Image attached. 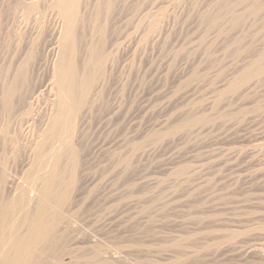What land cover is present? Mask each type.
Segmentation results:
<instances>
[{
    "label": "rangeland",
    "instance_id": "1",
    "mask_svg": "<svg viewBox=\"0 0 264 264\" xmlns=\"http://www.w3.org/2000/svg\"><path fill=\"white\" fill-rule=\"evenodd\" d=\"M18 1L19 0H0V91L2 90L0 92V106L3 107L0 108V111H2L0 112V114H3H1L0 117H3V121L2 119H0V121L7 123L8 121L11 122L8 123V126H6L5 123H0V142L1 140L4 141V143H0V152L2 151L0 153V167L2 166L1 169L5 167V172L9 168V166L15 167L14 165L16 164V166L18 167H15L16 170L15 168L13 169L10 167L8 171L10 170L12 171V173H5L4 171L2 172L1 169L0 172L4 174L11 173L10 175L8 174L11 179H16L17 177L23 178L22 175H24V173H26V171L30 167V161H28V159H32L33 163L36 162V158L34 157L37 156L38 158L39 153H42L36 145V143L38 142L36 140L38 137L37 135L40 133V139L43 138L42 133H44L43 131L45 128L47 129L48 125L46 126L45 124H48V118L50 116L53 117L57 113H55V110H53L57 107L56 103H58L59 105L57 109H59L61 106L60 102H58L60 100L59 92L57 88L53 86V83L49 82V78L50 81L51 77L52 81L54 79L52 73L54 71L55 64L58 58V53L52 52L50 46V37L55 36L52 38V41H56L57 39H59V36H63V29H65L64 27H66V21L64 18L63 19L65 24L62 23L63 20L61 17H59V15L55 14V12L53 14V12L49 10V8H45L48 6L50 0L47 1V4L45 2L46 6L43 4L44 2H42L43 5L41 6L39 0H23L26 5L28 4V7H26L23 1V3H21V0L19 2ZM97 1H81L84 4H81L80 2L79 9L80 7L82 9L87 8L89 6V3L92 7H88L90 11L88 10V8L82 11L80 9L81 16L79 14L77 18H79L80 20L82 18L83 20L79 21L77 18H75L74 21H76L77 23L73 21L75 23H73V25L76 30L74 31V33L77 32L78 34L83 35L82 37H84L82 38L83 41H81L82 45L80 43V46L82 47H80V49L83 50H81V53H84L83 55L81 54V63L85 59L84 55H86L85 49H87V44H89V41H91V39L94 38L95 35L92 29H90L91 26L89 27L90 23L87 22H90L91 16L88 14L89 12L91 14V11L94 12V8L96 7L95 4H97ZM34 2L35 4L38 2L36 10L30 8V6H32ZM115 2H117V5L115 4L116 11L115 9L114 11H112V14H114L111 17L112 19L109 17V19L111 20V24L109 23L110 27L108 26L109 29L107 28L108 31H106L107 39L105 43V50L106 52H108L107 54H109L110 56L114 54V56L112 57L109 56V60L111 62L108 60L109 63L107 62L106 64L108 67H106L107 75L105 76H107L106 78L109 79V81L105 79L104 76L102 80L100 79V83L99 81L97 83V88L100 91V88L103 87V91L101 92L102 94L100 93L103 96H99V102H97L98 105L91 110L93 113L88 109L93 116L87 112L88 110H85V112L84 110H82L84 113L81 111L80 112L83 114L78 112L79 114L76 115L77 120L75 117V119L69 123L71 126L74 123L73 126L75 127L76 125L75 128L73 126L71 127L69 124L66 125L68 128L70 127L74 134L75 131H79L81 135L84 134V136L82 135V137H85L82 138L79 132H77V134H79L78 136L77 134H75L77 137L74 135L77 143L81 141L80 143H83L85 145L84 146L83 144H81L82 146H84L82 147L84 150L83 151L81 147L78 146L80 145V143H78V145L76 144L80 149V155H85L84 158L82 156V160L80 159L81 163H78L79 167L77 164V167L79 169L77 168L76 170V180L78 179L81 184L78 181H75V188L77 186L78 189L76 188V190H74L76 191V194L78 192L80 194L75 195V193H73L74 198L76 199V205L74 209L77 210V208L82 205V208L80 207L82 209V213L78 211L80 210V208L77 210V215L79 213V216H77V218L79 217L77 219V222H79L78 224L80 226L78 227V232L81 235V238L79 240L81 242V245L88 246V240H92V243H89L90 245L94 242V245L106 244L108 247H112V245H115L113 246V248L120 247L124 250H127L125 253H123V256H177L178 254L180 256H192L189 261L187 260V264H194L195 262V264L263 263L264 76H262L261 78H257L256 82L253 79L252 82H249L250 86H248L249 84H247V87L245 89H241L240 92H245V90L248 91L250 89L253 90H250L243 94L246 98L243 95L242 97H239L238 94H233L235 98L232 96V94L221 97L220 91L232 78H238L240 74L239 71L241 70L240 68H242L244 64H249L250 60L252 62L253 60L257 59L259 57L258 51L264 48V0L262 1V11L257 15H251L248 13L249 6L246 2L238 3L237 9L243 16V19L240 18L238 22L236 21L238 24L232 21L231 15L226 11L222 10V12H224L222 13L219 11V9H217V5L219 2H221V0H115ZM17 3L19 4L16 5ZM19 5L20 7H17L19 9L18 10L16 6ZM39 5L40 8L42 7L41 9L39 8ZM81 5H83L84 7ZM130 9L134 10L132 11L133 13L130 11ZM127 10L130 12L128 13ZM36 11L38 13H43L42 15L41 13L36 14ZM48 11H50V13ZM136 11L138 13H136ZM238 11L237 13H239ZM29 12L31 15L29 14ZM218 12L220 13L221 17L219 16L220 19L218 18L216 24L213 23V25H216V28L213 25L211 27V25H209L210 23H212L211 18L216 13V15H219ZM149 13H151L152 16L148 15ZM161 13L162 15L158 16ZM23 14H26L25 19L23 17ZM144 14L145 16H143ZM28 15L30 16V20ZM35 15L36 17L37 15L40 16L38 17V20L40 19V22L37 20V18L34 17ZM146 15L151 17H146ZM154 16H157L155 20L160 17V19L157 20L158 26L160 27L154 29V31L150 33L151 31L149 32L147 30V27L150 26L147 25H150V22ZM44 17L45 19L43 22ZM88 17L89 20H87ZM33 18L36 20H34ZM131 18L134 20H132ZM48 19H51V21H49ZM58 19L62 21H59ZM52 21H55L53 22L55 24H51ZM83 21L84 26L82 25L81 27ZM38 22L40 26L42 25L41 27L38 25ZM47 22H50L49 25ZM32 23H37V25H32ZM57 23H59V26L57 25ZM61 23L63 24V26L61 25ZM19 24L21 25V27ZM234 24L236 25L232 26ZM22 25L24 26V28L25 26L26 28L29 27V29L27 28L28 31L25 30L26 28L24 29ZM51 25L55 32L52 30ZM53 25L56 26V29ZM219 25L220 27H217ZM76 26H79L81 28H77ZM35 27L37 29L41 28L38 29V33ZM21 28L24 30H21ZM49 30L52 32H50ZM23 31H26L28 36H31V34L33 35V39L31 36V40L32 42H34V45L29 40L30 38L27 35V37L25 36L26 32L23 35ZM39 32L43 35V37H40L41 34ZM219 33L221 34V36ZM21 35H23L24 37ZM90 35L93 37L91 38ZM18 37L23 38L19 39ZM25 37L27 38V40ZM38 37L39 39H37ZM54 38L57 39L55 40ZM239 38V43H236L235 40ZM21 39L25 40V43ZM45 39L48 40L46 41L47 44L45 42ZM39 40L41 41L40 43ZM17 42H19L20 44ZM42 42L44 44H42ZM35 46L36 50L34 49ZM45 47L50 48V50L47 48L48 53H46L49 54V56L44 53L47 52L46 49H44ZM18 48L21 52L23 49V54H21ZM31 48H33V50ZM13 50L17 52L15 53ZM28 50L32 51L28 52ZM111 51L113 54L111 53ZM26 52L30 54L32 53V55L29 56L30 54ZM49 52L54 54H51L50 56ZM25 53L28 55L29 59L27 58V55ZM14 55H17V57ZM35 55L37 58L35 57ZM52 55L54 56L55 61ZM21 56L22 60L26 59L29 63V66L27 68L29 72L26 71L27 76L25 73L24 79H26L25 82H29H26V87L28 88V86L30 85L31 88H29L30 91L26 87H21L19 88V90L15 89L11 91V93L9 94V100L6 103L7 106L9 105V107H6V109V105L4 106V104H2V97L6 95V88L3 87L5 86L6 82H13L12 77L14 75V69L15 67H17V65L20 64L17 61H22L20 58ZM25 56L26 58H23ZM46 56H48L49 58ZM11 58H13L14 60ZM46 58L48 59L46 60ZM51 60L54 63H52ZM45 61L47 63L50 62V65H47L46 63L44 64ZM245 61H247V63ZM34 63L37 65H35ZM38 66L41 67L39 68ZM46 66L48 70H46ZM8 67L11 69H9ZM5 69L7 70L5 71ZM51 69L53 70L51 71ZM12 70L13 73L11 72ZM7 73L8 75H6ZM7 78H9V80ZM31 78H33L32 82ZM45 81L48 83L45 84ZM2 83L4 84L2 85ZM31 83H33L34 85L36 84L35 86H37L36 88L38 89H36L35 86L31 85ZM51 84L55 88H53ZM99 85H102V87ZM43 88L46 89L43 90ZM20 89L22 90L21 93ZM25 89L29 93H27V91L25 92ZM42 90L44 92H42ZM50 90H52V92H50ZM14 91L17 92L16 95L14 94ZM45 91L48 93H46ZM32 92H35L34 94L36 95L32 96ZM38 92L40 94H38ZM12 93L18 97L20 94L22 95H20L19 99ZM43 93L44 95H42ZM56 95L58 96L59 100H57ZM34 96H36L35 99H37V101L34 99ZM45 96L46 98H44ZM231 96L233 100L229 98ZM11 97L13 98V100ZM23 97L24 99L26 98V101L22 100ZM38 99L40 101H38ZM228 99L230 100V104L227 103ZM237 99H240L239 101L241 102L237 101ZM11 100L14 102L16 101L19 105H17L16 102L14 105ZM46 100H50L51 103L50 101L48 102ZM46 103L52 104L51 107L53 109L49 104ZM12 104L13 106H11ZM27 104L29 105V108L32 107L33 109H35L34 113H32L34 110H32V108L29 109ZM45 104L47 107H49L46 109H49L50 112H54V115L51 112L50 114H47L48 117L46 116L45 113H49V111L45 109ZM233 104L236 105L234 106ZM23 105H26L25 107L27 108H25ZM10 107L12 109L14 107L15 108L12 110L10 109ZM2 109H5V113H3L4 110ZM25 109L27 110V112H25ZM37 109L39 110L36 111ZM189 109L194 111H190ZM11 111L15 112L12 113ZM8 112L12 114L10 115ZM19 112L23 115L19 114ZM36 112L37 114H35ZM58 112L61 113L60 111ZM86 112L89 115L85 114ZM31 113L33 116L31 115ZM188 113H194L196 116L202 118V121L199 125H196V127L194 128L188 129V131L190 132L186 130V132H188L189 134H186L185 132L176 134V136L172 137L173 139L176 138L175 140H172L171 137H169L163 139L162 141L153 143L151 141H146V138L150 133L158 130H163V128L165 129L167 125L169 126L177 123L185 114L188 115ZM13 114L14 117L12 116ZM28 114L30 115V117L28 116ZM40 114L42 116H40ZM4 115L6 116V119H4ZM7 115L10 116L8 117ZM20 115L23 119L24 117L26 119H24V121L20 120ZM11 117L12 119L16 118V121H18V123H15L16 121L14 119L13 120L15 122L12 123L13 120L10 121ZM28 117L31 119L28 120ZM32 117H34L35 120L36 118H39L40 121L39 119H37L38 121L36 120L35 122ZM78 118H81V122H78L80 121V119L78 120ZM20 121L22 122L19 123ZM29 121L30 123L31 121H33L31 123L32 125L28 123ZM74 121L76 122V124ZM86 121L88 124L86 123ZM40 122L44 126L41 127ZM14 123L15 125H13ZM22 123H27L30 126L29 128L27 124L24 125L29 128L28 136V129L27 127L21 126L23 125ZM80 123L82 126H79ZM3 124L5 126L4 129H2L4 127ZM77 125L79 126V129H77ZM9 126H11L12 128ZM14 126L16 128L13 130ZM23 127L24 129H26L24 132L22 131L23 129H21ZM33 127L35 129L34 131L32 130ZM30 129L32 132L30 131ZM15 130L17 132H20L17 133ZM21 131L23 132L22 135L24 136L20 135ZM5 132L9 133L8 137L6 135L7 133L5 134ZM33 132L34 134H36L37 132V134L34 135ZM30 133L35 137L32 138L33 136H31ZM194 133H196L195 136ZM10 134L13 136H9ZM16 135L18 137V140H16ZM88 135L89 137H87ZM181 135L183 136L182 138ZM26 136L30 139H26ZM79 136L81 138H79ZM186 136L189 141L185 138ZM190 136L194 137L191 138ZM21 137H24V139H26H23L24 142L27 141L25 142L26 144L22 141V139H20ZM2 138H4L5 140ZM12 140H15V143L18 141L15 146L14 144L12 145L13 142H9ZM30 140H32L33 142L35 140V144L31 143L32 141L29 142ZM82 140L86 141L83 142ZM87 141L89 142L87 143ZM138 141L143 142V147L141 146L137 150L138 152L136 151L135 154L137 156L134 154L135 156H133V158L131 159V164L129 168H127L126 166H123V163L121 162L126 156H129L128 153L131 151V145L135 143L140 144ZM22 142L24 143L22 144L23 146H21ZM30 143L32 144V146H30ZM3 144L6 145H4V147H6L4 149H2ZM56 144L57 143L54 144V148L59 147V144L55 146ZM24 145H27V147L29 145L31 149L34 148V150H38L35 152L33 149L30 150ZM11 146H14L15 149H13L14 147L12 148ZM17 146H20V148L18 147L20 150H18ZM34 146H36V149ZM24 147L29 149V151L27 149L25 150ZM10 148L13 149H11L13 152L10 151ZM21 150H23L22 153ZM9 151L10 153H12V155L9 153ZM23 152L24 154L27 152L28 155L25 154V156H21L24 155ZM31 152H35L34 154L37 153L38 155H33V153ZM6 153H9L8 155L11 156L6 155ZM13 155H18L17 157L20 156L22 158L19 157V161V158L15 156L13 158ZM44 155L45 154L43 152L42 156L44 158L40 154L37 160L39 161V159L41 160L42 158L45 159L47 156ZM121 156H124V158H122ZM9 157H11L12 159L10 158L9 160ZM2 158L3 161L4 159H7L8 161L3 162ZM26 158L27 160H25ZM33 158L35 159V161L33 160ZM118 158L121 160H119ZM13 159L18 160H14L13 164L11 163ZM21 159H23L24 161L22 162ZM9 161H11L10 164ZM32 161L31 164H33ZM17 162L20 165H17ZM25 164L29 165L26 170L24 166L27 167L28 165ZM34 164L35 165H31V167L34 166V170H32L31 167L29 169L34 172L32 175L35 176V174L42 173V170L44 169L40 170V168H43V166L39 168V162ZM35 168L37 169L35 170ZM173 169H183L182 171L184 172H181L179 176H177L174 175ZM39 170L41 172H39ZM20 171H22V173L24 171V173L22 174ZM79 171L82 172L80 173ZM90 171H92L93 173H91ZM89 173H91L92 177ZM80 176L82 177V179H80ZM175 176L176 178H174ZM179 177H181V181L177 180L180 179ZM182 177H184L185 179ZM162 179L165 181H163ZM85 180L87 181V183ZM88 180L91 184L88 182ZM176 180L179 183H177ZM173 181H175V183ZM164 182L165 184L160 186ZM176 184L178 185L176 186ZM161 187L165 188L162 190ZM169 190L171 192H169ZM82 192L84 193V196L82 195ZM142 192H144L145 194H141ZM80 195H82V197H80ZM83 197L87 198H84L82 200ZM145 197L150 200H148L147 198L146 200ZM164 197H166L167 199ZM87 199L88 201H86ZM154 199L156 200V202H153V210H145L143 207L150 204L152 201H155ZM143 202L146 205L143 204ZM144 210L146 212H143ZM80 215H82V218ZM178 240H181L182 245L179 249L175 248L174 246V244ZM128 248L132 251L130 252ZM163 248H167L166 250H168V253L164 252L163 254V252H161L163 251ZM75 255H78V253H75ZM86 256H94L93 249H89ZM193 256L194 259L196 258V256L199 257L200 262L198 261V258L192 261ZM123 260L118 262V264H128L126 262H129V264H144L146 263L145 261H147L148 264H153V262H150L151 260L148 261V259L138 260V258H132L129 260L127 259L126 261L125 259Z\"/></svg>",
    "mask_w": 264,
    "mask_h": 264
},
{
    "label": "bare ground",
    "instance_id": "2",
    "mask_svg": "<svg viewBox=\"0 0 264 264\" xmlns=\"http://www.w3.org/2000/svg\"><path fill=\"white\" fill-rule=\"evenodd\" d=\"M20 1V0H19ZM18 1V2H19ZM23 0H21V3H23L22 2ZM27 1V0H26ZM30 1V0H29ZM36 1H38V0H36ZM40 1V5L42 6L43 4L45 5V2H46V4L48 3L47 1L48 0H39ZM81 1H83V0H50L49 1V3H48V6L47 7H45V8H49V10H51L52 12H53V14H54V12H55V14H57V15H59V17H61L62 18V20H63V24H65L64 23V19H65V21H66V27H64L65 29H63L62 27V29L64 30V32H63V36L61 37V36H59V39H57V38H54L56 41H52V38L53 37H55V36H52V37H50L51 38V40H50V46H51V49H52V52H54V53H58V58H57V62H56V64H55V68H54V71H53V73H52V76H53V81H52V77H51V81H50V78H49V82H52L53 83V86H55L56 88H57V90H58V92H59V95H60V100L58 99V96L56 97L57 98V100H59L58 102H60V104H61V106H60V108L59 109H57V107L59 106L58 105V103H56V109H53L52 107H51V105L52 104H49V103H46V104H49L50 105V107L53 109V110H55V113L57 114V116H56V114L54 115L53 113L54 112H52V114L54 115L53 117L52 116H50V117H52V118H46L48 121H47V123L48 124H45V123H43V124H45L46 126H47V129L45 130L44 129V133H42V135H43V138L42 139H40L41 137H39V134L36 136L37 137V143H36V145L38 146V149L42 152V153H39V155H38V158H39V156H40V154H41V156L43 155V152H44V156H47L45 159H39V161L37 160L38 158H37V156H33V155H36V154H34L38 149H36V146H34L35 147V149L36 150H34V148H32L35 152H31V153H33V157L34 158H36V162H34V163H38L39 162V168L41 167V166H43V168H40V170L41 169H44V170H42V173H40V174H35V176L34 175H32L34 172H32V170H34V166L33 167H31V165H35L34 163H33V161H32V159L31 160H29L28 159V161H30L29 163H30V167L32 168V170L31 169H29L30 167H29V165L28 164H25V165H28L27 167L26 166H24L25 167V170L28 168V170L26 171V173H24V171H23V173H24V175H22L23 176V178H13V179H11V177L9 176L11 173H12V171H8V169L11 167V166H9V168L6 170V172H11L9 175L8 174H4V173H1L0 174V264H118V262H120V261H122L123 259H125V261L128 259H132V258H138V260L140 259V260H146V259H148V261L149 260H151L150 262H153V264H187L188 262H187V260L189 261L190 259H191V257L192 256H180L179 254V256L177 255V256H123V253H125L127 250L125 249H123V248H120V247H114L113 248V246H115V245H112V247L110 246V247H108L106 244H104V245H99V244H96V245H94L95 244V242L93 243V244H89V243H92L90 240H88V246H82L81 245V242L79 241L80 240V238H81V235L79 234V229H78V227H80L79 226V222H77V219L79 218H77V216H79V213H78V215H77V210L82 206H80L79 208H77V210L76 209H74L75 208V205H76V202H75V198H74V195H73V193H75V195H79L80 193L78 192V190H77V194H76V188L78 189V187L76 186V188H75V181H78V179L76 180V170H77V168L79 167V164L78 163H81L80 162V159L82 158V156H83V158H84V155L85 154H83V155H80V149H79V147L78 146H80L81 147V149L83 150V148L82 147H84L85 145L83 144V143H80L81 141H79L78 143H80V145H78V143L76 142V140H75V134H77V132H79V131H75V134H74V132L70 129V127L68 128L66 125L67 124H69L70 122H72V120H74L75 119V117H76V120H77V114H79L78 112H83L82 110H84V112H85V110H90V112H92L91 110L93 109V108H95L98 104H97V102H99L98 100H99V96L102 94L101 92L103 91L102 90V85H99V86H101L102 88H100L101 89V91L97 88L98 86H97V83H98V81H99V83H100V79L102 80L103 79V77L105 76V75H107V72H106V67H108L106 64H107V62H108V60H109V58L110 57H112V56H114V54L112 53V51H111V53L113 54L112 56H110L109 54H107L108 52H106V50H105V43H106V39H107V37H106V31H108V26H109V23L111 24V20L109 19V17L111 18L112 17V15H114V14H112V11H114V9H115V11H116V7H115V4L118 2H115V0H96L97 2V4H95L96 5V7L94 8V12H92L91 11V14H90V12H89V14L88 15H90L91 17H90V22L88 21L87 23H90V25H89V27L91 26V28L90 29H92V31L94 32V38H92L93 36H91L90 35V37L92 38V39H94V40H92L91 38V41H89V44H87V43H85V44H87V45H85V46H87L86 48L87 49H85L86 50V55H84L85 57V59H84V61L81 63L80 62V60H81V54L83 55L84 53L82 52L81 53V50L82 49H80V43H81V41H83V39L82 38H84V37H82L83 35H80V34H78L77 32H75L74 33V31H76L75 30V28H74V25H73V23L75 22V23H77L76 21H74L75 20V18H77L78 16H79V14L81 13V11L82 10H85V9H87L91 4L89 3L88 5V7L87 8H85V9H82L81 7H80V9H81V11H80V9H79V6H80V2ZM89 1V0H88ZM87 0L85 1L84 0V2H88ZM262 1L263 0H221V2H219L218 3V8L217 9H219V11L220 12H222V10H224V11H226L228 14H230L231 15V17H232V21L233 22H235V23H237L238 22V20L241 18V19H243L242 17V14H240V12L238 11V9H237V4L238 3H240V2H246L247 4H248V13L249 14H251V15H257V14H259L261 11H262V8H263V4H262ZM42 2H44L43 4H42ZM91 2V1H90ZM25 3V2H24ZM38 3V2H37ZM35 4V2L32 4V6H30V8L31 9H35L36 10V6L38 5V4ZM121 3V2H120ZM119 3V4H120ZM125 3V2H124ZM127 3V2H126ZM19 3H17L16 5H18ZM81 4H84V3H82L81 2ZM23 5V4H22ZM25 5H26V3H25ZM28 5V4H27ZM26 5V7H28ZM30 5V4H29ZM40 5H39V8H40ZM95 5H93V6H95ZM117 5V4H116ZM14 6V5H13ZM46 6V5H45ZM81 6H83V5H81ZM125 6V5H124ZM17 7H20V5L19 6H16V8ZM84 7V6H83ZM90 7H92V6H90ZM115 7V8H114ZM262 7V8H261ZM30 8H29V10H30ZM42 8V7H41ZM40 8V9H41ZM44 8V9H45ZM117 8H119V7H117ZM124 8V7H123ZM133 8V7H132ZM138 8V7H137ZM18 9V8H17ZM21 9H22V7H21ZM20 9V10H21ZM23 9H25V8H23ZM38 9V8H37ZM39 9V10H40ZM91 9V8H90ZM19 10V9H18ZM88 10H89V8H88ZM88 10H87V12H88ZM239 12V13H237V11ZM17 11V10H16ZM24 11V10H23ZM41 11V10H40ZM43 11V10H42ZM90 11V10H89ZM128 11V10H127ZM130 11L132 12V11H134V10H131L130 9ZM130 11H128V13L130 12ZM13 12V11H12ZM18 12V11H17ZM16 12V13H17ZM46 12V11H45ZM45 12H44V15H45ZM49 13H50V11H48ZM15 13V14H16ZM21 13V12H20ZM23 13V12H22ZM38 12L36 11V14H37ZM39 13H41V12H39ZM38 13V14H39ZM43 13V12H42ZM42 13H41V15H42ZM86 13V12H85ZM120 13V12H119ZM133 13V12H132ZM136 13H138L137 11H136ZM219 13V12H218ZM222 13H224V12H222ZM29 14H30V12H29ZM46 14H48V13H46ZM52 14V13H51ZM83 14V13H82ZM86 14V15H87ZM117 14V13H116ZM217 14V13H216ZM214 15V16H212V18H211V20H212V23H210L209 24V22H208V24L209 25H211V27H212V25H213V23L214 24H216V22H217V20H218V18H219V16L221 17V15H220V13H219V15ZM17 15H19V14H17ZM22 15V14H21ZM20 15V16H21ZM24 16V19H25V15L26 14H23ZM31 15V14H30ZM57 15H55V16H57ZM148 15H151V13H149ZM162 15V13L161 14H159L158 16H161ZM11 16V15H10ZM51 16V15H50ZM49 16V17H50ZM80 16H81V14H80ZM83 16H84V14H83ZM82 16V17H83ZM143 16H145V14L143 15ZM152 16V15H151ZM151 16H147L146 15V17H151ZM15 17H16V15H15ZM28 17H29V20H30V16L28 15ZM35 18H37V20H38V17H40L39 15H37V17H36V15L34 16ZM46 17V16H45ZM45 17L43 18V22H44V19H45ZM85 17V16H84ZM145 17V18H146ZM9 18V17H8ZM42 18V17H41ZM47 18H48V16H47ZM51 18V17H50ZM54 18V17H53ZM52 18V19H53ZM56 18H58V17H56ZM64 18V19H63ZM137 18V17H136ZM135 18V19H136ZM143 18V17H142ZM154 18V19H153ZM152 18V20H151V22H150V25H147V26H150V27H147V30L150 32V33H152V31H154V29H157V28H159L160 26H158V19H160V17L157 19V20H155V18H157V16L155 17H153ZM12 19V18H11ZM21 19H23V18H21ZM32 19V18H31ZM34 19V18H33ZM79 21H81V20H83L82 18H81V20L79 19V18H77ZM112 19V18H111ZM132 19V18H131ZM148 19V18H147ZM208 19H210V18H208ZM208 19H207V21H208ZM220 19V18H219ZM19 20H20V18H19ZM28 20V21H29ZM34 20H36V19H34ZM40 20V19H39ZM38 20V21H39ZM49 20V19H48ZM59 20V19H58ZM62 20H59V21H62ZM87 20H89V17H88V19ZM86 20V21H87ZM109 20H110V22H109ZM132 20H134V19H132ZM143 20V19H142ZM146 20V19H145ZM149 20V19H148ZM154 20V21H153ZM15 21V20H14ZM21 21H24V20H21ZM47 21V20H46ZM49 21H51V19L49 20ZM58 21V22H59ZM74 21V22H73ZM85 21V22H86ZM113 21V20H112ZM138 21V20H137ZM147 21V20H146ZM146 21H145V23H146ZM220 21V20H219ZM218 21V22H219ZM237 21V22H236ZM12 22V21H11ZM18 22H20V21H18ZM40 22V21H39ZM39 22H38V25L40 26V24H39ZM53 22H55V21H52L51 22V24L53 23ZM140 22V21H139ZM142 22V21H141ZM144 22V21H143ZM148 22V21H147ZM240 22V21H239ZM31 23V22H30ZM34 23V22H33ZM32 23V25H37V23H35V24H33ZM48 23V22H47ZM50 23V22H49ZM49 23H48V25H49ZM60 23V22H59ZM59 23H57V25L59 24ZM61 23V25L63 26V24ZM74 23V24H75ZM80 23V22H79ZM82 23V22H81ZM18 24V23H17ZM25 24V23H24ZM44 24H46V23H44ZM53 24H55V23H53ZM84 24V21H83V23L81 24V27H82V25ZM148 24V23H147ZM220 24V23H219ZM238 24V23H237ZM20 25V24H19ZM19 25H17V26H19ZM27 25V24H26ZM29 25V24H28ZM87 25V24H86ZM85 25V26H86ZM142 25V24H141ZM146 25V24H145ZM218 25V24H217ZM236 24H234V25H232V26H235ZM23 26V25H22ZM42 26V25H41ZM40 26V27H41ZM54 26V28L56 27L55 25H53ZM59 26V25H58ZM57 26V27H58ZM84 26V25H83ZM114 26V25H113ZM112 26V27H113ZM215 28H216V25H213ZM16 27V26H15ZM15 27H13V28H15ZM20 27H21V25H20ZM20 27H19V29H20ZM34 27V26H33ZM36 27H38V26H36ZM35 27V28H36ZM48 27V26H47ZM50 27V26H49ZM51 27H52V25H51ZM77 27V26H76ZM81 27H77V28H81ZM110 27V26H109ZM213 27V28H214ZM217 27H220V25L219 26H217ZM23 28H24V26H23ZM25 28H26V26H25ZM24 28V29H25ZM28 29H29V27H27ZM27 28L25 29V30H27ZM84 28V27H83ZM108 28V29H107ZM114 28V27H113ZM145 28V27H144ZM17 29V28H16ZM24 29H22L21 28V30H24ZM32 29V28H31ZM30 29V30H31ZM37 29V28H36ZM38 29H41V28H38ZM38 29H37V33H38ZM43 29H45V28H43ZM50 29V28H49ZM56 29V28H55ZM60 29V28H59ZM85 29V28H84ZM46 30H47V28H46ZM46 30H44V31H46ZM52 30H53V27H52ZM113 30V29H112ZM28 31V30H27ZM33 31V30H32ZM40 31V30H39ZM50 31V30H49ZM54 31V30H53ZM60 31V30H59ZM91 31V32H92ZM156 31V30H155ZM19 32V31H18ZM26 32V31H25ZM24 31H23V35H24V33H25ZM34 32V31H33ZM35 32H36V30H35ZM42 32V31H41ZM50 32H52V31H50ZM49 32V33H50ZM55 32V31H54ZM62 32H61V35H62ZM80 32V31H79ZM36 33V34H37ZM40 33V32H39ZM59 33V32H58ZM135 33V32H134ZM19 34V33H18ZM20 34H21V32H20ZM19 34V35H20ZM31 34V33H30ZM41 34V33H40ZM44 34H45V32H44ZM55 34V33H54ZM56 34H57V32H56ZM60 34V33H59ZM91 34V33H90ZM220 34V33H219ZM23 35H21V36H23ZM27 35V32H26V34H25V36ZM42 35V34H41ZM40 35V37H43V35L41 36ZM50 35V34H49ZM84 35H85V32H84ZM28 36V35H27ZM26 36V37H27ZM31 36H32V39H33V35L31 34ZM31 36H28L29 38V40L32 42V40H31ZM220 36H221V34H220ZM24 37V36H23ZM23 37H20V38H23ZM25 37V38H26ZM35 37V36H34ZM44 37H45V35H44ZM56 37H58V36H56ZM61 37V38H60ZM19 38V37H18ZM19 38V39H20ZM24 38V39H25ZM35 39V38H34ZM37 39H39V37L37 38ZM36 39V40H37ZM42 39V38H41ZM47 39V38H46ZM45 39V42L46 41H48V40H46ZM85 39H86V37H85ZM89 39V38H88ZM200 39H203V38H200ZM22 40V39H21ZM26 40H27V38H26ZM109 40V39H108ZM207 40V39H206ZM18 41V40H17ZM23 42L25 41V40H22ZM29 41V42H30ZM42 41H44V40H42ZM88 41H86V42H88ZM239 41H240V38L239 39H237V40H235V42L236 43H239ZM28 42V41H27ZM36 42V41H35ZM41 41L39 40V43H40ZM85 42V41H84ZM202 42H204V41H202ZM206 42V41H205ZM17 43H19V42H17ZM25 43V42H24ZM34 42H32V44H33ZM195 43V42H194ZM200 43V42H199ZM210 43V42H209ZM208 43V44H209ZM20 44V43H19ZM27 44H29V43H27ZM42 44H44L43 42H42ZM46 44H47V42H46ZM112 44V43H111ZM115 44V43H114ZM203 44V43H202ZM235 44V43H234ZM34 45V44H33ZM38 45V44H37ZM81 45H82V43H81ZM107 45V44H106ZM205 45V44H204ZM29 46V45H28ZM27 46V47H28ZM45 46V45H44ZM47 46V45H46ZM25 47V46H24ZM32 47V46H31ZM20 48H22V47H20ZM26 48V47H25ZM47 48L48 47H45L44 49H46V51H47ZM82 48V47H81ZM203 48V47H202ZM13 49H15V48H13ZM16 49H17V47H16ZM27 49V48H26ZM29 49V48H28ZM32 50H33V48H31ZM35 50H36V46H35V48H34ZM43 49V50H44ZM49 50H50V48H48ZM115 49V48H114ZM199 49V48H198ZM18 50H19V48H18ZM32 50H28V52H31ZM34 50V51H35ZM200 50V49H199ZM202 50V49H201ZM205 50V49H204ZM208 50V49H207ZM210 50V49H209ZM261 50V49H260ZM258 51L259 52V54H258V58L257 59H255V60H253L252 62H251V60H250V63L248 64L247 63V61H245L247 64L245 65L244 64V66L242 67V68H240L238 71H239V77L238 78H232L223 88H222V90L220 91V96L222 97V96H225V95H231L232 94V96L234 97V95L233 94H238L239 95V97L241 96L242 97V95L244 94V93H246V92H248V91H250V90H252V89H250V90H248V91H246L245 90V92L244 91H242V92H240L241 91V89H245L246 87H247V84H249L248 86H250V81L252 82L253 81V79L255 80V82H256V79L257 78H261L262 76H264V48L261 50V51ZM14 51V50H13ZM12 51V52H13ZM20 51V50H19ZM83 51V50H82ZM115 51V50H114ZM15 52V51H14ZM17 52V51H16ZM15 52V53H16ZM21 52V51H20ZM28 52H26V53H28ZM110 52V51H109ZM203 52V51H202ZM25 53V54H26ZM36 53V52H35ZM45 54L46 53H48V51L47 52H44ZM43 53V54H44ZM50 53V56H51V54H54V53H51V52H49ZM11 54V53H10ZM14 54V53H13ZM12 54V55H13ZM18 54V53H17ZM21 54H23V49H22V52H21ZM24 54V55H25ZM28 54H30V53H28ZM11 55V56H12ZM27 55V54H26ZM32 55V53L29 55V56H31ZM46 55H48L49 56V54H46ZM10 56V57H11ZM14 56H16L17 57V55H14ZM19 56H20V54H19ZM23 56V55H22ZM22 56L20 57L21 58V60H22ZM48 56H46V57H48ZM110 56V57H109ZM208 56V55H207ZM13 57V56H12ZM33 57V56H32ZM35 57H36V55H35ZM43 57V56H42ZM45 57V56H44ZM52 57H53V59H54V56L52 55ZM15 58V57H14ZM19 58V57H18ZM23 58H26V56L25 57H23ZM27 58H28V55H27ZM37 58V57H36ZM49 58V57H48ZM48 58H46V60L48 59ZM114 58V57H113ZM210 58V57H209ZM11 59H13V58H11ZM29 59V58H28ZM33 59H34V57H33ZM9 60H10V58H9ZM14 60V59H13ZM16 60V59H15ZM35 60V59H34ZM33 60V61H34ZM12 61V60H11ZM11 61H9V62H11ZM20 61V60H19ZM17 61L18 63H20L19 65H17V67H15V69H14V73H13V70L11 71L14 75H13V79H12V81L13 82H11V81H9L8 83L6 82V81H4V82H6V84H5V86L3 87V88H6V91H5V93H6V95H1V96H3L2 97V100H3V102H2V104H4V106H5V108L7 107H9V105L7 106V101L9 100V97H10V93H11V91H13V90H15V89H17V90H19V88H24V87H26V85H27V83H29V82H25V80L26 79H24V76H25V73H26V71H28V60H22V61ZM37 61V60H36ZM41 61H43V60H41ZM40 61V62H41ZM54 61H55V59H54ZM110 61V60H109ZM16 62V63H17ZM35 62V61H34ZM51 62H52V60H51ZM111 62V61H110ZM243 62V61H242ZM49 64L50 65V62L49 63H47L46 61L44 62V64ZM52 63H54V62H52ZM109 63V62H108ZM114 63V62H113ZM238 63V62H237ZM8 64V63H7ZM12 64V63H11ZM35 64V63H34ZM39 64V63H38ZM236 64V63H235ZM9 65V64H8ZM15 65V64H14ZM35 65H37V64H35ZM39 65H41V64H39ZM241 65V64H240ZM42 66V65H41ZM40 66V67H41ZM45 66V65H44ZM52 66H54V65H52ZM237 66H239V65H237ZM10 67V66H9ZM8 67V68H9ZM39 67V66H38ZM39 67V68H40ZM43 67V66H42ZM7 68V69H8ZM13 68V67H12ZM46 68H47V66H46ZM51 68V67H50ZM7 69H5V71L7 70ZM9 69H11V68H9ZM30 69V68H29ZM38 69V68H37ZM46 70H48V68L46 69ZM53 69H51V71H52ZM108 71V70H107ZM10 72V71H9ZM29 72V71H28ZM48 72V71H47ZM46 72V73H47ZM109 72H110V70H109ZM30 73H31V70H30ZM51 73V72H50ZM6 75H8V73L6 74ZM11 75V74H10ZM12 76V75H11ZM26 76H27V73H26ZM5 77V76H4ZM33 77V76H32ZM107 76H105V79H107L106 78ZM26 78V77H25ZM30 78V77H29ZM231 78V77H230ZM5 79V78H4ZM4 79H2V80H4ZM8 80H9V78H7ZM10 79V80H11ZM32 79L33 78H31V82H32ZM44 79H45V77H44ZM48 79V78H47ZM225 79H227V78H225ZM1 80V81H2ZM6 80V79H5ZM108 81H109V79H107ZM34 81V80H33ZM105 81V80H104ZM103 81V82H104ZM36 82V81H35ZM102 82V81H101ZM106 82V81H105ZM227 82V81H226ZM225 82V83H226ZM48 82H46L45 81V84H47ZM4 83H2V85H3ZM50 84V83H49ZM101 84H103V83H101ZM1 85V84H0ZM29 85V84H28ZM31 85H33V86H35L33 83H31ZM40 85V84H39ZM107 85H108V82H107ZM255 85H256V83H255ZM254 85V86H255ZM30 86V85H29ZM28 86V90L30 91V89L29 88H31V86L29 87ZM41 86V85H40ZM47 86V85H46ZM50 86V85H49ZM51 86H52V84H51ZM52 86V87H53ZM1 87V86H0ZM37 86H35V88H36ZM39 87V86H38ZM55 87H53V88H55ZM256 87V86H255ZM34 88V89H35ZM53 88H52V90H53ZM106 88V87H105ZM36 89H38V88H36ZM44 89H46V88H43V90ZM47 89H48V87H47ZM49 89H50V87H49ZM98 89V90H97ZM16 90V91H17ZM33 90V89H32ZM40 90V89H39ZM42 90V92H44ZM52 90H50V92H52ZM2 91V90H1ZM0 91V92H1ZM4 91V90H3ZM21 89H20V93H21ZM27 90L25 89V92H26ZM34 91V90H33ZM41 91V90H40ZM49 91V90H48ZM253 91V90H252ZM15 92V91H14ZM13 92V93H14ZM24 92V93H25ZM46 92V91H45ZM55 92H56V89H55ZM12 93V94H13ZM16 93L17 92H15L14 94L16 95ZM23 93V92H22ZM27 93H29L28 91H27ZM33 93V92H32ZM35 93V92H34ZM32 94V96L33 95H36V94ZM46 93H48V92H46ZM45 93V94H46ZM101 93V94H100ZM13 94V95H14ZM31 94V93H30ZM29 94V95H30ZM38 94H40L39 92H38ZM37 94V95H38ZM53 94V93H52ZM51 94V95H52ZM57 94V93H56ZM248 94V93H247ZM14 95V96H15ZM20 95H22V94H20ZM20 95H19V97H20ZM24 95V94H23ZM28 95V94H27ZM42 95H44V93L42 94ZM41 95V96H42ZM12 96V95H11ZM31 96V97H32ZM39 96V95H38ZM48 96V95H47ZM53 96V95H52ZM101 96H103V95H101ZM232 96L231 97H229V98H231L232 100H233V98H232ZM235 96H237V95H235ZM244 97H245V95H243ZM248 96V95H247ZM13 97V96H12ZM11 97V98H12ZM15 97H18V96H15ZM18 97V98H19ZM25 97V96H24ZM24 97L22 98V100H25L24 99ZM27 97V96H26ZM29 97V96H28ZM30 98V97H29ZM36 98V96H34V99ZM37 98H39V97H37ZM44 98H46V96L44 97ZM43 98V99H44ZM104 98V97H103ZM235 98V97H234ZM246 98V97H245ZM20 99V98H19ZM34 99H33V101H34ZM48 99V98H47ZM240 99H242V98H240ZM239 99V100H240ZM12 100H13V98H12ZM11 100V101H12ZM15 100V99H14ZM36 101H37V99H35ZM50 100H52V99H50ZM50 100H46V101H50ZM54 100V99H53ZM102 100V99H101ZM238 99H237V101H239ZM244 100V99H243ZM18 101V100H17ZM26 101V100H25ZM24 101V102H25ZM28 101V100H27ZM38 101H40L39 99H38ZM44 101V100H43ZM42 101V102H43ZM55 101V100H54ZM228 102L227 103H229V99L227 100ZM13 103H14V105H15V102L14 101H12ZM11 102V103H12ZM29 102H31V101H29ZM28 102V103H29ZM35 102V101H34ZM102 102V101H101ZM235 102V101H234ZM239 102H241V101H239ZM9 103H10V101H9ZM8 103V104H9ZM44 103V102H43ZM50 103H51V101H50ZM237 103V102H236ZM1 104V105H2ZM16 104H17V102H16ZM22 104H23V102H22ZM25 104V103H24ZM35 104H36V102H35ZM46 104H45V106H46ZM230 104V103H229ZM238 104V103H237ZM17 105H19V104H17ZM17 105H16V107H17ZM33 105V104H32ZM42 105V104H41ZM44 105V104H43ZM234 105V104H233ZM236 105V104H235ZM234 105V106H235ZM11 106H13V104L11 105ZM20 106H22V105H20ZM24 106V105H23ZM26 106V105H25ZM24 106V107H25ZM27 106H28V108H29V105L27 104ZM36 106V105H35ZM35 106H34V108H35ZM55 106V105H54ZM230 106V105H229ZM101 107V106H100ZM0 108H3V107H1L0 106ZM6 108V109H7ZM15 108V107H14ZM13 108V109H14ZM25 108H27V107H25ZM32 108V107H31ZM31 108H29V109H31ZM38 108V107H37ZM41 108V107H40ZM46 108H49V107H45V109ZM10 109H12L11 107H10ZM12 109V110H13ZM21 109V108H20ZM23 109V108H22ZM41 109H43V108H41ZM106 109V108H105ZM2 110H4L3 111V113H5V109H2ZM16 110V109H15ZM26 110V109H25ZM32 110H34L32 113H34L35 112V109H33L32 108ZM31 110V111H32ZM39 109H37L36 111H38ZM44 110V109H43ZM47 111H49V113L47 112V113H45L46 114V116H47V114H50L51 112H50V110L49 109H46ZM89 110L87 111L88 113H90L89 112ZM96 110V109H95ZM100 110V109H99ZM184 110V109H183ZM190 110V109H189ZM8 111V110H7ZM31 111H28V112H31ZM41 111V110H40ZM40 111H39V113H40ZM45 111V110H44ZM58 111H60L61 113H59ZM190 111H194V110H190ZM0 112H2V111H0ZM12 113H14L13 111H11ZM22 112V111H21ZM25 112H27V110L25 111ZM24 112V113H25ZM42 112V111H41ZM80 112V113H81ZM83 112V113H84ZM85 113V114H88V113ZM9 114H10V112H8ZM11 113V114H12ZM18 113V112H17ZM17 113H15V114H17ZM23 113V112H22ZM22 113H20L19 112V114H22ZM32 113H31V115H32ZM83 113H81V114H83ZM93 113V112H92ZM182 113H183V111H182ZM2 114V113H1ZM0 114V115H1ZM7 114V113H6ZM10 114V115H11ZM35 114H37V112L35 113ZM34 114V115H35ZM44 114V113H43ZM91 114V113H90ZM3 115V114H2ZM10 115H7L8 117L10 116ZM23 115V114H22ZM39 115V114H38ZM89 115V114H88ZM92 115V114H91ZM184 115V114H183ZM13 117H14V114L12 115ZM28 116L30 117V115L28 114ZM33 116V115H32ZM40 116H42L41 114H40ZM81 116V115H80ZM93 116V115H92ZM97 116V115H96ZM186 116V117H185ZM4 119H6V116L4 115ZM18 117H19V115H18ZM24 117V116H23ZM27 117V116H26ZM28 117V120L29 119H31V118H29ZM35 117V116H34ZM34 117H32L34 120H35V118ZM48 117V116H47ZM83 117V116H82ZM21 118V119H20ZM20 118H18V119H20V120H22V121H24V119H26L25 117H24V119L21 117V115H20ZM43 118V117H42ZM44 118H45V116H44ZM92 118V117H91ZM90 118V119H91ZM95 118V117H94ZM0 119H2V121H3V117H0ZM15 121L17 120L16 118H13ZM12 119V117L10 118V121L11 120H13ZM37 119H39V118H36V120ZM80 119V121H78V122H81V118H78V120ZM8 120V119H7ZM6 120V121H7ZM12 121V123L13 122H15V121ZM36 120H35V122H36ZM45 120V119H44ZM43 120V121H44ZM75 120V121H76ZM84 120H85V118H84ZM168 120V119H167ZM22 121H20L19 123H21ZM38 121V120H37ZM39 121H40V119H39ZM42 121V120H41ZM74 121V122H75ZM201 121H202V118H200V117H198V116H196L194 113L193 114H191V113H188V115H184L183 117H182V119H180L177 123H175V124H173V125H167V127L164 129L163 127V130H158V131H154V132H152V133H150L148 136H147V140L146 141H151L152 143L153 142H158V141H162L163 139H166V138H169V137H171V139L172 140H175V139H173L172 137L173 136H176V134H179V133H182V132H185L186 134H189L188 132H190V131H188V129H190V128H194V127H196V125H199L200 123H201ZM33 121H31V123H32ZM35 122H34V125H35ZM46 122V121H45ZM89 122H90V120H89ZM0 123H5L6 124V126H8V123H11V122H9L8 121V123L7 122H1L0 121ZM15 123H18V121H16ZM15 123L13 124V125H15ZM28 123H30V121L28 122ZM30 123V124H31ZM41 123V122H40ZM86 123H87V121H86ZM164 123V122H163ZM169 123V122H168ZM23 124V123H22ZM25 124H27V123H25ZM25 124H23V125H21V126H24ZM74 124V123H73ZM73 124H72V126H73ZM75 124H76V122H75ZM88 124V123H87ZM12 125V124H11ZM18 125V124H17ZM16 125V126H17ZM28 125V127L30 128V126H29V124H27ZM32 125V124H31ZM38 125V124H37ZM70 125V124H69ZM68 125V126H69ZM91 125V124H90ZM3 126H4V124H3ZM19 126V125H18ZM17 126V127H18ZM20 126V127H21ZM42 126H44V125H42V123H41V127ZM45 126V127H46ZM71 126V125H70ZM71 126V127H72ZM79 126H82L81 125V123H80V125ZM79 126L77 125V129H79ZM164 126V125H163ZM9 127H11V126H9ZM24 127H27V126H24ZM24 127L23 128H21V129H23L22 131L24 132L26 129H24ZM27 127V129H28V131H27V136H28V132H29V128ZM36 127V126H35ZM74 127V126H73ZM75 127H76V125H75ZM74 127V128H75ZM83 127H85V126H83ZM5 128V126L2 128V129H4ZM12 128V127H11ZM16 127L14 126V128H13V130L15 129ZM32 128V127H31ZM44 128V127H43ZM82 128V127H81ZM199 128V127H198ZM1 129V128H0ZM10 129V128H9ZM20 129V128H19ZM40 129V128H39ZM42 129V128H41ZM6 130H7V128H6ZM12 130V129H11ZM10 130V131H11ZM33 131L35 130L34 129V127H33V129H32ZM76 130V129H75ZM83 130V129H82ZM85 130V129H84ZM186 130L188 131V132H186ZM193 130V129H192ZM200 130V129H199ZM1 131V130H0ZM3 131V130H2ZM9 131V132H10ZM16 131V130H15ZM19 131V130H18ZM21 131V134L20 135H22V132ZM30 131H31V129H30ZM39 131V130H38ZM4 132V131H3ZM8 132V131H7ZM7 132H5V134L7 133ZM14 132V131H13ZM17 132V131H16ZM15 132V133H16ZM20 132V131H19ZM19 132H17V133H19ZM32 132V131H31ZM84 132V131H83ZM87 132V131H86ZM1 133V132H0ZM85 133V132H84ZM2 134H4V133H2ZM8 134L9 133H7L6 135H7V137H8ZM24 134H26V133H24ZM33 134H34V132H33ZM36 134H37V132H36ZM36 134H34V135H36ZM79 134H80V132H79ZM79 134H77V136L79 135ZM89 134V133H88ZM195 134L196 133H194V136H195ZM1 135V134H0ZM15 135V134H14ZM19 135V136H20ZM30 135L31 136H33L32 138H34L35 136L34 135H32L31 133H30ZM75 135V136H74ZM83 136H84V134H82ZM82 135L80 134V136L82 137ZM86 135V134H85ZM2 136H4V135H2ZM9 136H13V135H9ZM22 136H24V135H22ZM27 136H26V139H30V138H27ZM30 136V137H31ZM76 136V137H77ZM79 136V138H81ZM194 136H192V137H194ZM200 136V135H199ZM199 136H198V138H199ZM15 137H17V135L15 136ZM87 137H89V135L87 136ZM179 137V136H178ZM183 136L181 135V138H182ZM191 137V136H190ZM191 137V138H192ZM197 137V136H196ZM14 138V137H13ZM12 138V139H13ZM82 138H85V137H82ZM186 139H187V136L185 137ZM2 139H4V138H2ZM7 139V138H6ZM10 139H11V137H10ZM20 139H22V141H23V139H24V137L22 138H20ZM26 139H24V140H26ZM39 139V140H38ZM170 139V140H171ZM178 139H180V138H178ZM185 139V140H186ZM196 139V138H195ZM5 140V139H4ZM16 140H18V137L16 138ZM79 140V139H78ZM77 140V141H78ZM90 140V139H89ZM144 140V141H145ZM188 140V139H187ZM191 140V139H190ZM15 141V140H14ZM13 140L12 141H9L10 143L11 142H13L12 143V145L14 144V146H15V144L18 142H14ZM20 141V140H19ZM32 140H30L29 142H31ZM83 141V140H82ZM86 140H84L83 142H85ZM189 141V140H188ZM195 141V140H194ZM1 142H3L4 143V141H2L1 140ZM0 142V143H1ZM21 142V141H20ZM24 142V141H23ZM21 143V146H23L22 144H24L25 142H27V141H25L24 143ZM34 142H35V140H34ZM33 141L31 142V143H34ZM89 141H87V143H88ZM139 142V141H138ZM185 142V141H184ZM30 143V144H31ZM55 143H57L55 146H57L58 144V148H54V144ZM140 144H138V143H135V144H133V145H129L130 146V149H131V151L128 153L129 154V156H126L125 158H124V156L122 157V158H124L123 160H122V162L121 163H123V166H126L127 168H129V166H130V164H131V159L133 158V156H135L136 154V151L143 145V142H139ZM149 143V142H148ZM148 143H147V145H148ZM195 143V142H194ZM6 144V143H5ZM5 144H3V146H2V149H4V148H6V147H4V145ZM19 144V143H18ZM26 144V143H25ZM29 144V143H28ZM35 144V143H34ZM78 146H77V145ZM81 144H83L84 146H82ZM160 144V143H159ZM1 145V144H0ZM20 145V144H19ZM152 145V144H151ZM154 145V144H153ZM6 146V145H5ZM13 146V147H14ZM24 146H26L27 147V145H24ZM30 146H32V144L30 145ZM145 146V145H144ZM12 147V146H11ZM12 147V148H13ZM20 148V146H17V148ZM26 147H24L25 148V150L27 149V148H29L30 150H32L30 147H29V145H28V147L26 148ZM88 147V146H87ZM91 147V146H90ZM143 147V146H142ZM147 147V146H146ZM12 148H10V151H12L13 149H15V147L12 149ZM18 148V150H20ZM12 149V150H11ZM23 149V148H22ZM29 149H27L28 151H29ZM86 149V148H85ZM1 150V149H0ZM93 150V149H92ZM96 150V149H95ZM144 150V149H143ZM150 150V149H149ZM10 151H9V153H10ZM15 151V150H14ZM22 151L23 150H21V153H22ZM84 151V150H83ZM85 151H87V150H85ZM2 152V151H1ZM0 152V153H1ZM13 152V151H12ZM18 152V151H17ZM25 152V151H24ZM24 152H23V154H24ZM92 152V151H91ZM138 152V151H137ZM9 153H6V155H8ZM83 153H85V152H83ZM121 153V152H120ZM130 153H131V155H130ZM142 153V152H141ZM11 155H12V153H10ZM15 154V153H14ZM16 154H18V153H16ZM25 154H27V152L25 153ZM25 154L24 155H21V156H25ZM47 154V155H46ZM100 154V153H99ZM111 154V153H110ZM109 154V155H110ZM123 154V153H122ZM135 154V155H134ZM11 155H8V156H11ZM28 155V154H27ZM26 155V156H27ZM109 155H108V158H109ZM113 155V154H112ZM8 156H7V158H8ZM14 156L15 155H13L12 157L14 158ZM18 155H16L15 157H17ZM31 156V155H30ZM111 156V155H110ZM119 156H120V154H119ZM132 156V157H131ZM137 156V155H136ZM2 157V156H1ZM20 157V156H19ZM19 157H17V158H19ZM120 157V158H121ZM6 158V157H5ZM10 158L11 157H9V160H10ZM20 158H22V157H20ZM20 158H19V161H20ZM24 158V157H23ZM33 158V160L35 161V159ZM115 158V157H114ZM113 158V159H114ZM12 159V158H11ZM90 159V158H89ZM104 159V158H103ZM119 159V158H118ZM14 160H16V159H13L12 160V162L11 161H9V164H10V162L11 163H13V161ZM18 160V159H17ZM16 160V161H17ZM22 160V162L24 161L23 159H21ZM25 160H27V158L25 159ZM82 160V159H81ZM111 160V159H110ZM115 160V159H114ZM119 160H121V159H119ZM118 160V161H119ZM2 161H3V158H2ZM5 161H8L7 159L5 160L4 159V161L3 162H5ZM15 161V162H16ZM31 161H32V163L33 164H31ZM38 161V162H37ZM83 161H84V159H83ZM82 161V162H83ZM101 161V160H100ZM133 161V160H132ZM2 162V163H3ZM26 162V161H25ZM114 162V161H113ZM19 163H21V162H19ZM102 163V162H101ZM120 163V164H121ZM6 164H7V162H6ZM6 164H5V166H6ZM14 164V163H13ZM12 164V165H13ZM77 164H78V167H77ZM88 164V163H87ZM107 164V163H106ZM1 165V164H0ZM17 165H20V164H18V162H17ZM38 165V164H37ZM82 165V164H81ZM81 165H80V167H81ZM85 165V164H84ZM122 165V164H121ZM16 168H18L17 166H16V164L14 165ZM2 167V166H1ZM1 167H0V169H1ZM15 167H11V168H15ZM21 167V166H20ZM37 167V166H36ZM37 167V168H38ZM105 167V166H104ZM103 167V168H104ZM121 167V166H120ZM120 167H119V169H120ZM5 168V167H4ZM4 168H2L1 170H2V172L4 171L5 172V170H4ZM16 168H15V170H16ZM23 168V167H22ZM21 168V169H22ZM37 168H35V170L37 169ZM94 168V167H93ZM107 168V167H106ZM12 169V170H13ZM24 169V168H23ZM79 169V168H78ZM83 169H85V168H83ZM102 169V168H101ZM111 169V168H110ZM122 169V168H121ZM124 169V168H123ZM39 170V172H41ZM96 170H97V168H96ZM105 170H107V169H105ZM183 169H177V170H174L173 169V172H174V175H177V176H179V174L181 173V172H184V171H182ZM44 171V172H43ZM94 171V170H93ZM111 171V170H110ZM116 171V170H115ZM121 171H123V170H121ZM5 172V173H6ZM19 172V171H18ZM21 173H22V171H20ZM36 172V171H35ZM80 172V171H79ZM82 172V171H81ZM80 172V173H81ZM91 173H93L92 171H90ZM96 172V171H95ZM98 172V171H97ZM103 172V171H102ZM106 172V171H105ZM114 172V171H113ZM14 173V172H13ZM22 173V174H23ZM37 173V172H36ZM78 173V172H77ZM91 173H89L90 174V176H91ZM99 173V172H98ZM84 174V173H83ZM95 174V173H94ZM115 174V173H114ZM183 174V173H182ZM8 175V176H7ZM80 175V174H79ZM186 175V174H185ZM17 176V175H16ZM84 176V175H83ZM103 176V175H102ZM180 176H182V175H180ZM9 177H10V179H9ZM79 177V176H78ZM77 177V178H78ZM81 177V176H80ZM92 177V176H91ZM96 177V176H95ZM98 177V176H97ZM185 177V176H184ZM184 177H182V178H184ZM88 178V177H87ZM103 178V177H102ZM101 178V179H102ZM172 178V177H171ZM170 178V179H171ZM174 178H176V176L174 177ZM180 179H177V180H180L181 181V177H179ZM188 178V177H187ZM186 178V179H187ZM80 179H82V177L80 178ZM84 179V178H83ZM97 179V178H96ZM95 179V180H96ZM185 179V178H184ZM94 180V179H93ZM157 180H160V179H157ZM163 180V179H162ZM172 180V179H171ZM177 180H176V182H177ZM189 180V179H188ZM187 180V181H188ZM86 181V180H85ZM163 181H165V180H163ZM162 181V182H163ZM182 181H184V180H182ZM79 182V181H78ZM88 182H89V180H88ZM158 182V181H157ZM167 182V181H166ZM174 183H175V181H173ZM80 183V182H79ZM78 183V184H79ZM86 183H87V181H86ZM90 183V182H89ZM169 183V182H168ZM177 183H179V182H177ZM30 184V185H29ZM81 184V183H80ZM91 184V183H90ZM159 184H161V183H159ZM163 184H165V182L164 183H162L160 186H162ZM167 184V183H166ZM173 184V183H172ZM184 184V183H183ZM178 184H176V186H177ZM88 186V185H87ZM86 186V187H87ZM175 186V185H174ZM79 187H80V185H79ZM85 187V188H86ZM171 187V186H170ZM82 188H84V187H82ZM88 188V187H87ZM162 188V187H161ZM165 187H163L162 188V190L164 189ZM179 188H180V186H179ZM75 189V190H74ZM171 189V188H170ZM74 190V191H73ZM156 190V189H155ZM129 191V190H128ZM168 191V190H167ZM173 191V190H172ZM175 191H176V189H175ZM80 192H81V190H80ZM151 192V191H150ZM169 192H171L170 190H169ZM144 192H142L141 194H143ZM162 193V192H161ZM84 193L82 192V195H83ZM145 194V193H144ZM146 194H147V192H146ZM150 194V193H149ZM166 194V193H165ZM82 195H80V197H82ZM152 195V194H151ZM155 195V194H154ZM164 195V194H163ZM168 195V194H167ZM84 196V195H83ZM89 196V195H88ZM87 196V197H88ZM143 196V195H142ZM156 196V195H155ZM158 196V195H157ZM76 197V196H75ZM78 197V196H77ZM79 197V198H80ZM87 197H83L82 198V200L84 199V198H87ZM92 198V197H91ZM144 198V197H143ZM147 197H145V199H146ZM164 198H166V197H164ZM81 199V198H80ZM79 199V200H80ZM135 199H137V198H135ZM148 199V198H147ZM146 199V200H147ZM167 199V198H166ZM93 200V199H92ZM144 200V199H143ZM148 200H150V199H148ZM155 200V199H154ZM163 200V199H162ZM86 201H88V199L86 200ZM134 201V200H133ZM78 202H80V201H78ZM81 202H83V201H81ZM90 202V201H89ZM94 202V201H93ZM153 202H156V200L155 201H152L150 204H148V205H146L144 202H143V204H145L146 206H144L143 208L146 210V209H152V207H153V205H154V203ZM85 203V202H84ZM139 203H140V201H139ZM165 203V202H164ZM83 204V203H82ZM91 204V203H90ZM95 204V203H94ZM167 204V203H166ZM96 205V204H95ZM137 205V204H136ZM157 205V204H156ZM88 206V205H87ZM92 206V205H91ZM139 206V205H138ZM77 207V206H76ZM100 207V206H99ZM82 208V207H81ZM80 208V210H78V211H80L81 212V209ZM84 208V207H83ZM90 208V207H89ZM140 208V207H139ZM95 209V208H94ZM161 209H163V208H161ZM143 211V212H146V211ZM153 210V209H152ZM151 210V211H152ZM96 211V210H95ZM98 211H99V209H98ZM139 211V210H138ZM147 212H148V210H147ZM82 213V212H81ZM158 213V212H157ZM96 214V213H95ZM152 214V213H151ZM85 215H86V213H85ZM146 215V214H145ZM81 216V218H82V215H80ZM147 216H149V215H147ZM155 217V216H154ZM80 218V219H81ZM152 222V221H151ZM151 225V224H150ZM69 241V242H68ZM95 241V240H94ZM107 247H106V246ZM111 245V244H110ZM117 246V245H116ZM174 246H175V248H181V240H178L175 244H174ZM89 249H93V254H94V256H86L87 255V252L89 251ZM129 249V248H128ZM167 249V248H166ZM166 249H164L163 248V251H161V252H163V254H164V252H167L168 250H166ZM183 249V248H182ZM185 249V248H184ZM130 250V249H129ZM147 250V249H146ZM132 250H130V252H131ZM143 251V250H142ZM179 251V250H178ZM147 252V251H146ZM75 253H78V255H75ZM168 253V252H167ZM175 253V252H174ZM159 254H160V252H159ZM185 254V253H184ZM167 255V254H166ZM196 258H198V261H199V257H197L196 256ZM195 258V259H196ZM194 259V256H193V259H192V261L193 260H195ZM67 260V261H66ZM124 261V260H123ZM136 261V260H135ZM197 261V260H196ZM133 262V261H132ZM138 262V261H137ZM136 262V263H137ZM140 262V261H139ZM146 263H147V261H145ZM200 262V261H199ZM122 263V262H121ZM126 263H128L129 264V262H126ZM146 263H144V264H146ZM193 263V262H192ZM196 263V262H195ZM194 263V264H195ZM124 264V263H123ZM133 264V263H132ZM143 264V263H142ZM148 264V263H147ZM189 264H191V263H189ZM261 264H264V262L263 263H261Z\"/></svg>",
    "mask_w": 264,
    "mask_h": 264
}]
</instances>
